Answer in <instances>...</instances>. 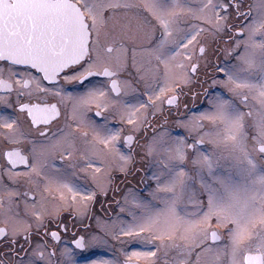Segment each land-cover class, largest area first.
<instances>
[{
    "label": "snow or ice",
    "instance_id": "6c2138e0",
    "mask_svg": "<svg viewBox=\"0 0 264 264\" xmlns=\"http://www.w3.org/2000/svg\"><path fill=\"white\" fill-rule=\"evenodd\" d=\"M201 74L222 91L178 121L193 142L141 143L148 110L179 112ZM0 90L14 111L0 116V264H79L76 250L110 239L147 250L90 264H264V0H0ZM141 152L161 166L155 188L121 189L112 172L135 175ZM57 157L94 187L69 182ZM109 191L114 220L90 208Z\"/></svg>",
    "mask_w": 264,
    "mask_h": 264
},
{
    "label": "flooded vegetation",
    "instance_id": "af4514ba",
    "mask_svg": "<svg viewBox=\"0 0 264 264\" xmlns=\"http://www.w3.org/2000/svg\"><path fill=\"white\" fill-rule=\"evenodd\" d=\"M167 3H171V0H166ZM225 41H228V37H224ZM227 45L223 42L219 44V47L223 48L226 47ZM215 47V46H214ZM224 57L222 55L217 58L216 55L211 56V62L214 65H221L223 64ZM236 61L234 59H230L229 63H235ZM211 74V72H210ZM217 79L222 78L221 73H216ZM206 76L201 74L199 77V83H197L195 80H193V83L184 88L183 93L180 95V110L179 112L176 111V109L173 107L171 113L169 114L168 108L169 106L167 104L164 105V112L157 113L156 117H153L150 113L147 117L148 123L144 124L142 129V133L147 132L149 134H143L141 136V143H144L145 141H148L150 139L151 134H155L161 129H169L171 131V134L178 135L184 134V128L180 126L179 123H176L177 121L184 120L186 117L191 118L193 116H199L200 113H203V109L210 108L211 105L208 103L212 97L215 95L219 94L222 89L219 88V86L213 87L211 84V80L208 79L209 83H207V86L203 87V82H205ZM100 80H103V78H99ZM250 81L252 83H260L262 82L260 74L254 70L253 74L249 77ZM189 88L191 90H189ZM205 90L207 91V95L205 94ZM142 89L138 90L137 93L140 94L141 98L143 101L147 99L146 96L142 95ZM179 91V89H177ZM3 94V90H0V95ZM242 107V106H241ZM151 111V109H149ZM14 111L11 108H6L3 105H0V116H13ZM168 119L169 121H167ZM110 128H119L121 127L120 123L118 120H112L109 124ZM125 127H127L125 125ZM183 137L188 138V143H192L193 141L191 140L192 137L190 135H186ZM202 145L199 146L201 148ZM97 149L101 148V145H96ZM138 156V155H137ZM137 161V158L135 157V162ZM55 167L62 168L67 176V180L71 182L74 185H77L82 191L90 190L94 187V185L91 182V177L87 176L85 173H82L79 171V168L77 167L76 169H73L70 167L67 163L61 161L59 157L56 158L54 161ZM75 171V175L72 173ZM148 168L145 169H139V174L140 177H147V175H150ZM113 176H118L121 180L117 183L121 189L127 190L126 186L132 187L138 190H143L147 186H151L152 188H155L156 185L151 184V182L148 184V178H146V184H142V179L139 180V184H132L135 183V181L131 180V176L134 175H129L127 179H124V175L122 173L118 172H112ZM136 175V173H135ZM134 186V187H133ZM66 195L70 194L65 193ZM53 195L58 196L59 192L53 191ZM97 197L101 199V201H96L90 206L91 211L96 215L101 218H105L106 220L112 219L114 220L116 218V215L119 211V209L116 208L114 201L115 200H120L121 196L117 193H113L112 191H109V196H104L100 195L98 193ZM109 198L111 199L110 201L108 200L105 202V199ZM93 205L94 208H93ZM106 211L108 214L106 216L105 212ZM64 215L67 217L69 216L68 213H64ZM69 220H71V217H68ZM86 224H89L92 229L96 228V220L95 219H89L85 221ZM72 231H80L81 234H84L83 228L78 224V226ZM71 233L67 234L64 236V242L67 243L70 239ZM71 247H75L74 245H71ZM127 249L129 253L132 251H144L147 250L144 245L134 243V244H121L118 241L115 240H109L108 245H104L103 247H100L99 245H93L91 247H88L86 250L81 251V250H76V255L77 259L79 260V264H90V261H100V260H116V261H122L125 259V257L122 255V250ZM255 254V252H253ZM131 264H147V262L143 258H134L131 262Z\"/></svg>",
    "mask_w": 264,
    "mask_h": 264
},
{
    "label": "rangeland",
    "instance_id": "374dc122",
    "mask_svg": "<svg viewBox=\"0 0 264 264\" xmlns=\"http://www.w3.org/2000/svg\"><path fill=\"white\" fill-rule=\"evenodd\" d=\"M211 72V71H210ZM205 80H208V78L206 77L205 78ZM207 83H209V81H207L206 83L205 82H203V87L204 86H207ZM125 99L127 100V103L129 104V105H138V103L139 102H143V99L141 98V96H140V94H138L137 92L136 93H134V94H129L127 97H125ZM209 103V102H208ZM210 110V108L208 109V108H206L205 107V109H203V112H207V111H209ZM150 113H151V111L150 110H148V112H147V117H148V115H150ZM167 121H169L168 119H166ZM176 123H178V121L176 122ZM208 122L207 121H205V124H207ZM182 128H184V127H182ZM184 130V134L183 135H181V134H178V135H174V134H171V131L169 130V129H161V130H159L158 132H161V131H168V132H170V134H171V136L172 137H177V136H180V137H183V136H186V135H190L191 137H192V135H194V133L193 134H190L189 132H188V130L186 129V128H184L183 129ZM142 131H143V129L141 128L140 129V131H139V133H137V135H139L140 137L143 135V134H146L147 132H144V133H142ZM204 131L205 132H207V131H209V128L208 127H206L205 129H204ZM158 132H156V133H158ZM155 133V134H156ZM147 134H149V133H147ZM154 134H151L149 137H150V139H151V137L153 136ZM149 139V140H150ZM192 140V139H191ZM213 147H214V145H209L208 143H207V138H206V142L201 146V148H200V150L201 151H203V150H208V151H211L212 149H213ZM136 158H137V161L135 162V168L136 169H145V168H148V170H149V174L150 175H147V178H149V177H151L152 176V174H153V172H155V171H158V169L161 167L159 164H158V161L156 160V159H153L152 157H146L145 155H144V153L143 152H141L138 156H136ZM119 173V172H118ZM115 178H116V182L118 183L121 179L118 177V176H114ZM131 178V180L132 181H135V183H132V184H139V174L138 173H136V175H134V176H131L130 177ZM125 179V178H124ZM149 180V182H151V184H154L155 185V181H153V180H150V179H148ZM77 186V185H76ZM134 187V186H133ZM135 188V187H134ZM86 190V189H85ZM108 196H109V192H108ZM97 200L98 201H101V199L99 198V197H97ZM110 201L111 199H109V198H106L105 199V202H107V201ZM94 206L95 205H93V208H94ZM105 212V214H106V216H107V212L106 211H104ZM67 217H69V216H67ZM104 220H106L105 218H104ZM77 226H78V224H77ZM76 226V227H77ZM100 247H103L104 245H99Z\"/></svg>",
    "mask_w": 264,
    "mask_h": 264
},
{
    "label": "trees",
    "instance_id": "16d2710c",
    "mask_svg": "<svg viewBox=\"0 0 264 264\" xmlns=\"http://www.w3.org/2000/svg\"><path fill=\"white\" fill-rule=\"evenodd\" d=\"M146 178H147V177H145V176L143 177V180H144L145 182H142V184H144V185L146 184ZM140 179H142V177L139 176V180H140ZM139 180H138V181H139Z\"/></svg>",
    "mask_w": 264,
    "mask_h": 264
}]
</instances>
